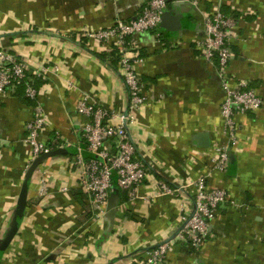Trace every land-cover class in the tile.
<instances>
[{"label": "crops", "instance_id": "crops-1", "mask_svg": "<svg viewBox=\"0 0 264 264\" xmlns=\"http://www.w3.org/2000/svg\"><path fill=\"white\" fill-rule=\"evenodd\" d=\"M146 2L0 0V50L26 65L47 121L39 141L51 147L35 166L25 143L33 104L23 87L1 95L0 264H137L167 241L173 242L167 264H264V0H172L163 25L127 38L145 98L127 133L148 178L134 193L110 196L103 208L79 185L77 157L89 158L82 136L89 118L76 112L77 102L87 99L113 114L128 103L114 42L84 34L135 18ZM215 10L234 20L222 77L217 58L203 54V20ZM41 67L47 72L37 76ZM223 78L231 88L254 91L263 105L235 117L237 140L220 172L211 158L227 144ZM106 147L115 150L113 143ZM201 177L228 199L195 249L177 235L181 216L194 211L192 184ZM159 182L179 192L161 195Z\"/></svg>", "mask_w": 264, "mask_h": 264}, {"label": "built area", "instance_id": "built-area-1", "mask_svg": "<svg viewBox=\"0 0 264 264\" xmlns=\"http://www.w3.org/2000/svg\"><path fill=\"white\" fill-rule=\"evenodd\" d=\"M172 0H147L142 12L130 20H118L110 28L96 32H86L84 36L91 42H114L119 53L118 65L122 73L124 86L128 95L126 111L113 114L104 108L97 107L87 99L76 104V112L89 118L82 129L86 151L90 158L83 160L77 157L81 172L79 185L97 208H103L111 195L120 192L134 191L148 178L146 168L135 158V146L127 133V126L136 121V115L145 104L142 94L141 79L134 69V60L125 49L127 38H134L157 29L162 24V17ZM196 4V0H189ZM206 38L203 43V54L206 60H218L222 77L232 58L227 41L234 28V20L215 10L204 18ZM41 67L35 74L46 73ZM225 100L221 106L227 144L216 148L211 158L213 168L225 172L230 161V150L237 140L235 117L258 111L263 100L254 91L246 88H231L223 78ZM24 88V97L33 104L34 117L26 125V145L31 148L34 158L50 153L51 147L39 141L40 134L47 125L44 110L38 101V91L28 77L27 67L5 50H0V96L13 93L17 88ZM116 120L117 123H111ZM113 143L115 150L107 149ZM195 188L194 211L181 216L182 225L177 238L198 249L208 235L209 224L218 208L227 201V192L222 189H211L207 186L206 177H201L192 184ZM161 195L173 196L179 192L163 182L158 183ZM172 241L159 244L147 251L142 261L137 264H167V255Z\"/></svg>", "mask_w": 264, "mask_h": 264}, {"label": "water", "instance_id": "water-1", "mask_svg": "<svg viewBox=\"0 0 264 264\" xmlns=\"http://www.w3.org/2000/svg\"><path fill=\"white\" fill-rule=\"evenodd\" d=\"M164 17H165V13H164V15H163V17H162V24H161V25H163V23H164ZM49 156H50V154H49V155L40 156V157L36 158V160H35V162H34V165L36 166L39 162H41V161L44 160V159H47ZM35 166H32L31 170H32ZM31 170H30V171H31ZM30 171H29V175H30ZM26 193H27V182H26V184H25V186H24L23 193H22V195H21V197L19 198L18 203H17V209H16V213H15V214H17V217H19L20 214L22 213V210H23L24 205H25V203H26ZM116 194H118V193H115V194H113V195H116ZM113 195H111V196H113ZM16 224H17V222L15 221V222H14L15 227H16ZM13 228H14V227H12V231H13ZM10 234H11V231H10L9 235H10ZM7 242H8V238L5 237V239H4V241H3V244L6 245Z\"/></svg>", "mask_w": 264, "mask_h": 264}, {"label": "trees", "instance_id": "trees-1", "mask_svg": "<svg viewBox=\"0 0 264 264\" xmlns=\"http://www.w3.org/2000/svg\"><path fill=\"white\" fill-rule=\"evenodd\" d=\"M25 99H26V98H25ZM26 100H27V99H26ZM28 101H29V100H28ZM30 103H31V102H30ZM31 104H32V103H31ZM89 158H90V156H89ZM89 158H88V159H89Z\"/></svg>", "mask_w": 264, "mask_h": 264}]
</instances>
